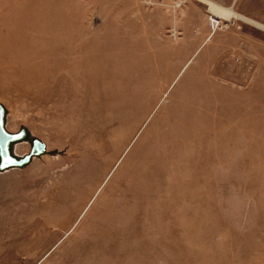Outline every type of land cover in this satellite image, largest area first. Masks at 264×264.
<instances>
[{"label": "rangeland", "instance_id": "rangeland-1", "mask_svg": "<svg viewBox=\"0 0 264 264\" xmlns=\"http://www.w3.org/2000/svg\"><path fill=\"white\" fill-rule=\"evenodd\" d=\"M212 17L0 0L7 128L60 152L0 172V264H264V28Z\"/></svg>", "mask_w": 264, "mask_h": 264}, {"label": "water", "instance_id": "water-1", "mask_svg": "<svg viewBox=\"0 0 264 264\" xmlns=\"http://www.w3.org/2000/svg\"><path fill=\"white\" fill-rule=\"evenodd\" d=\"M8 110L0 102V172L12 168L23 169L29 166L35 157L43 155H56L58 150L49 151L47 144L34 136L26 126H21L17 132H11L7 128ZM27 142L31 145L29 153L19 155L16 153L17 144Z\"/></svg>", "mask_w": 264, "mask_h": 264}, {"label": "bare ground", "instance_id": "bare-ground-1", "mask_svg": "<svg viewBox=\"0 0 264 264\" xmlns=\"http://www.w3.org/2000/svg\"><path fill=\"white\" fill-rule=\"evenodd\" d=\"M200 1L203 3H206L209 6V9L212 11V13L215 14L217 17L224 18L226 20H230L234 17L237 19H242L246 22L250 21L253 25L260 27V28H264V25H262L256 21L250 20L249 18H247L246 16H244L242 14H239L232 7H226V6L220 5V4H218L212 0H200ZM83 57H85V59H83V63H81V62L79 63V66L82 69H84L83 74L88 75V76H94L97 73V71L95 69L96 68L95 63L97 60V55L95 53L91 52V53L84 54ZM9 131H11V130H9ZM17 131H14V132H17ZM11 132H13V131H11ZM23 143H27V142H23ZM21 144L22 143L17 144L16 150H15L17 154L19 152H21V149L23 147ZM30 149H31V145H30ZM115 154L118 155L119 153L116 152ZM109 166H111V164L107 166V169Z\"/></svg>", "mask_w": 264, "mask_h": 264}, {"label": "crops", "instance_id": "crops-1", "mask_svg": "<svg viewBox=\"0 0 264 264\" xmlns=\"http://www.w3.org/2000/svg\"><path fill=\"white\" fill-rule=\"evenodd\" d=\"M218 3L220 2V4H223V6L226 7H232L234 8V10L241 14L244 13L242 8V0H216ZM191 15H195L196 17H199L202 15L201 13V9L199 7H192L190 8V12ZM194 16V17H195Z\"/></svg>", "mask_w": 264, "mask_h": 264}, {"label": "built area", "instance_id": "built-area-1", "mask_svg": "<svg viewBox=\"0 0 264 264\" xmlns=\"http://www.w3.org/2000/svg\"><path fill=\"white\" fill-rule=\"evenodd\" d=\"M216 18H217V17H212V18H211V22H212V24H214V25L217 26V25H218V21L216 20Z\"/></svg>", "mask_w": 264, "mask_h": 264}]
</instances>
